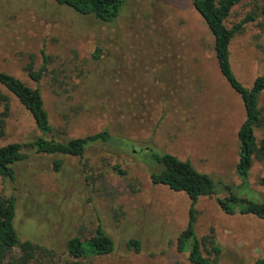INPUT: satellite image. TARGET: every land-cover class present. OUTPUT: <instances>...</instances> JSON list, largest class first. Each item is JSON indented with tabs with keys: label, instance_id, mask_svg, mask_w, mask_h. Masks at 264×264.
<instances>
[{
	"label": "rangeland",
	"instance_id": "1",
	"mask_svg": "<svg viewBox=\"0 0 264 264\" xmlns=\"http://www.w3.org/2000/svg\"><path fill=\"white\" fill-rule=\"evenodd\" d=\"M263 1L240 0L226 19L230 27L257 14L229 46L231 69L245 88L264 74V15L255 7ZM213 41L191 0H126L109 23L54 0H0V70L40 90L54 138L104 128L114 138L91 144L82 157L28 149L14 166L15 179L0 177V194L16 198L20 239L61 252L69 237L89 238L101 226L115 246L94 264H191L176 245L190 199L151 182L157 167L147 149L240 183L236 134L244 109L219 71ZM43 56L47 72L32 81L23 67L30 60L40 67ZM9 98L0 145L40 136L28 110ZM258 103L264 112V92ZM255 134L264 137V127ZM263 176V165L254 161L250 189L237 192L264 201ZM221 195L197 200L195 233L211 235L221 247L219 264H253L264 253V219L225 213L216 203ZM129 239L139 241L138 251L126 245Z\"/></svg>",
	"mask_w": 264,
	"mask_h": 264
},
{
	"label": "trees",
	"instance_id": "2",
	"mask_svg": "<svg viewBox=\"0 0 264 264\" xmlns=\"http://www.w3.org/2000/svg\"><path fill=\"white\" fill-rule=\"evenodd\" d=\"M60 7L68 8L82 16H91L100 22H113L119 15L126 0H54ZM240 0H191L192 5L206 24L213 36V49L221 75L228 85L240 95L244 109V119L237 130L239 145L236 174L240 179L237 185H230L213 178L210 174L199 171L192 163L170 153H157L148 148L149 157L157 167L150 172L153 184L163 185L177 192H183L190 199L185 227L177 234V250L187 253L191 264H219L221 247L211 235L198 237L195 233V203L202 196L225 193L217 196L216 203L227 214L237 211L264 219V201L241 195L239 190H249L248 174L254 161L264 167V137L258 138L256 130L264 127V112L258 98L264 92V74L257 76L250 88L242 86L234 75L230 60V43L244 24L255 19L256 12L248 13L232 26H227L226 19ZM257 1V0H254ZM255 7L264 15V1ZM36 68L30 60L24 65L27 76L32 81H39L47 72L48 57ZM53 76V80L56 79ZM9 94L18 99L28 110L40 136L21 143L10 142L0 145V177L5 180L15 179L14 166L27 158V150L38 154L82 157L88 146L94 143L110 142L114 138L107 128L81 137H71L65 141L54 138V129L46 111L40 90L25 83L20 78L0 70V138L5 132V118L9 112ZM59 169L61 160L53 162ZM264 185V176L260 178ZM16 198L14 195L0 194V264H94L93 258L108 255L114 250L113 239L102 229L96 227L89 238L74 235L65 240L61 252L55 248L20 239L14 228ZM128 247L139 250V241L129 239ZM177 264V263H175ZM253 264H264V253Z\"/></svg>",
	"mask_w": 264,
	"mask_h": 264
}]
</instances>
